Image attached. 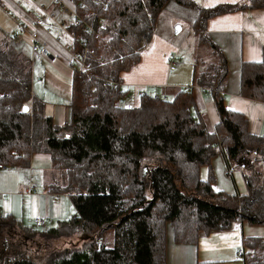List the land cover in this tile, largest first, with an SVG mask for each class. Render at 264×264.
I'll return each mask as SVG.
<instances>
[{"label": "trees", "instance_id": "1", "mask_svg": "<svg viewBox=\"0 0 264 264\" xmlns=\"http://www.w3.org/2000/svg\"><path fill=\"white\" fill-rule=\"evenodd\" d=\"M67 2L96 24L97 35L88 37L94 50L90 69L72 72L64 124H55L32 96L31 56L15 45L16 36L0 38V165L26 167L32 154H48L52 172L46 190L69 196L74 213L37 230L0 208V264H167L169 230L174 242L193 244L201 234L236 221L264 226V132L250 133L247 117L226 106L227 61L205 33L209 18L264 9V0L212 7L193 0ZM169 2L198 7L190 31L199 32L212 60L200 69L194 65V86L172 96L143 92L130 102L121 73L139 62ZM76 31L72 49L80 51L77 42L87 35ZM239 73L240 95L264 101V61H244ZM195 86L213 100L218 116L213 131L198 113ZM217 152L242 173L244 193L213 188L211 159ZM60 239L66 243L58 245ZM241 245L243 261L264 264V236L243 237Z\"/></svg>", "mask_w": 264, "mask_h": 264}, {"label": "crops", "instance_id": "2", "mask_svg": "<svg viewBox=\"0 0 264 264\" xmlns=\"http://www.w3.org/2000/svg\"><path fill=\"white\" fill-rule=\"evenodd\" d=\"M1 1L5 5V9L0 7L7 16V11L15 9L25 20H29L31 17L40 18L41 25L36 30L39 39L46 44L50 54L41 61H31L32 96L43 103L44 114L50 116L55 124H64L69 120L70 116L69 102L73 71L69 69L68 64L73 40L51 18V15L57 18H61L63 15L54 3L55 0H20L21 4L19 7H15L13 4L14 0ZM63 1L67 2V0ZM240 1L197 0L200 7H212L221 3H236ZM47 27L50 29L49 31L45 30ZM0 32V38L3 36H16L14 41L15 45L30 56V37L27 32H5L3 29H0ZM205 33L209 36L211 42L221 49L227 61L228 74L222 94L226 106L243 113L247 117L250 133L262 134L264 132V101L251 100L240 95L239 71L241 63L244 61H264V9H243L213 16L206 23ZM56 37H59L58 41ZM154 38H152L153 41L149 39L147 45L150 46L144 52V57L140 56L139 62L128 71L131 70V76L135 77H144L145 73H147L151 77L158 78V81H128L126 80L127 73L122 75L126 72L124 71L121 73V85L127 89L134 86L137 88L139 94L143 92L153 94L156 93L153 91L171 87H174V91L176 92V88L180 87L177 86L180 82L171 76L172 70L164 63L167 53L171 50L168 51L169 46H155L160 42V39L158 37L156 39ZM141 60L144 61L142 62ZM139 63L147 71L140 69L138 67ZM163 64L165 69L163 68ZM175 69L176 67L173 70ZM195 89L201 103L198 113L207 127H212L208 129L213 131L218 117L213 100L207 91H203L197 86H195ZM139 94H136V96ZM211 164L215 177L213 183L215 190H221L228 194H240L246 191L242 173L236 168L227 166L222 153L217 152L211 159ZM2 169L4 168L0 169V180H2ZM206 174L207 170L203 168L201 170V176L205 178ZM27 176L29 179L27 182H23L24 184L19 181L18 189L9 191L0 190V195L5 198L7 196L6 192H9L13 199L19 195L30 196L43 194L36 190L33 184V181L35 182L33 171L29 172ZM15 186L17 187L15 184L8 185L12 189ZM31 187L35 188V192L28 191ZM44 188L46 195L51 198V201H47L49 209L45 211V214L47 213L46 215L50 217L61 219L68 218L66 216V203H61L58 200L59 196L58 199H54L53 194L47 192L45 185ZM4 205H6V200L4 199V202H2V197H0L1 210L4 209ZM44 218L45 224L49 217L45 216ZM251 236L263 237L264 226L251 225L245 221H236L228 229L201 234L193 244H179L174 242L169 230L166 243V263H227L229 259L228 254L230 256L234 255V248H237L235 253L239 255V244L240 241L242 244L243 237ZM241 256L244 259L243 255ZM243 259L242 264H249L243 261ZM230 264L239 263L231 262Z\"/></svg>", "mask_w": 264, "mask_h": 264}, {"label": "rangeland", "instance_id": "3", "mask_svg": "<svg viewBox=\"0 0 264 264\" xmlns=\"http://www.w3.org/2000/svg\"><path fill=\"white\" fill-rule=\"evenodd\" d=\"M197 2V0H195ZM198 6V2L196 3ZM71 5V3H70ZM198 7H188L183 6L180 4H177L175 2H169L167 5L164 6L161 13L156 19L152 35L150 36V41L152 38L156 39L157 37L160 39V42L156 44L155 46H169L168 52L166 55V58L164 59V63L167 64L168 67V55L170 53H175L176 58L178 59V62L176 64V69L171 71V76L175 78L176 81L180 82L178 84L176 89L186 87V85L194 86L192 83L193 76L192 72L194 69V65L197 66V69H200L205 63L212 60V56L210 55V51L208 49V45L199 42V32H190V28L196 19L195 16L198 15ZM195 18V19H194ZM176 25H179L182 29L178 31V33H175V27ZM0 29H3L5 32H18L16 23H14L3 11L0 7ZM1 33V32H0ZM155 33V34H154ZM201 34V33H200ZM22 35V34H21ZM153 41V40H152ZM149 42V41H148ZM150 45H145L143 49L140 52V56L144 57V52L148 50V47ZM142 62L144 60H141ZM165 64V65H166ZM138 67L142 70L147 71L145 67L141 65V63L138 64ZM163 68L165 69V66L163 64ZM160 70V68H159ZM158 70V71H159ZM131 71V70H130ZM126 71L127 73L126 80L128 81H158V78L151 77L147 73H145L144 77L142 76H131V72ZM198 72V71H197ZM175 82V81H174ZM174 86V85H172ZM130 96H136V94H139L137 91V88L130 87ZM175 88H166V89H159L153 92V94L161 95V96H172V94L175 92ZM163 93H166L165 95ZM132 96V97H133ZM211 129L212 127H208ZM255 170L259 171V167L262 169V164H255ZM51 164H50V158L49 155L46 153H34L30 157V162L28 166L21 167V166H7L4 169H2L1 177L2 180H0V190H15L18 189V183L21 181L22 183L28 181L29 172L33 171V176L35 179V182L33 181V184L36 187V190L39 192H42L41 195H19L12 199V196L9 192L7 193V196L4 198L2 195V202H4V199L6 200V205L3 207L2 210L3 213H10L14 218H17L20 220V222L28 227L35 228L37 230H45L49 227L55 226L58 220L61 218L56 217H50L49 215L45 214V211L48 210V203L47 201H51L50 197L46 195V191L44 188V185L47 181H49V177L51 176ZM38 178V179H37ZM23 183V184H24ZM17 185L14 189L9 188L8 185ZM59 201L61 203H66V216L68 218L74 213V207L71 203V200L69 196L66 194H58ZM48 216L47 222H45L42 227H34V223L32 222L34 217H38L45 221L44 217ZM67 218V217H66ZM58 245H63L66 242L63 239H60L56 242ZM30 247L33 249H37V244L30 243ZM241 241L239 244V248H241ZM234 255L230 256L228 254V261L227 263H216V264H230L232 263H239L242 264V256L237 255L236 249L234 248ZM235 261V262H233Z\"/></svg>", "mask_w": 264, "mask_h": 264}, {"label": "built area", "instance_id": "4", "mask_svg": "<svg viewBox=\"0 0 264 264\" xmlns=\"http://www.w3.org/2000/svg\"><path fill=\"white\" fill-rule=\"evenodd\" d=\"M54 3L59 8V12L63 15L61 18H57L54 15H51V18L56 22V24L71 37V39L76 41V28L79 27L80 32L86 34L87 37H81L78 40V45L80 47V51H74L71 48V52L69 55V64L68 67L71 71L78 72H86L90 69V62L88 60V56L92 55L94 50L90 46L89 38L92 35H97L96 24L84 21L75 11L74 7L70 5L69 2H64L63 0H55ZM13 4L15 7H19L21 2L20 0H14ZM83 3H79V6H82ZM0 6L5 9L4 4H0ZM8 16L16 23L17 30L19 33L27 32L30 37V56L32 61H41L42 59L48 57L50 51L46 44L42 42L38 37L37 28L41 25V20L39 17H31L29 20L23 19L15 9H11L7 11ZM99 23H102L99 20ZM46 31L50 29L45 28ZM82 34V35H83ZM56 40H59V37H56ZM178 62V59L175 56V53H170L168 55V68L173 70ZM127 100L130 102H134V98L132 96H127ZM2 168V165H0ZM29 192H35V188L31 187L28 189ZM54 199H58L57 194H53ZM35 226H41L44 224V221L38 217H35L34 220ZM96 245L100 244L99 239L95 238ZM238 254L242 255L243 250L240 248L238 250Z\"/></svg>", "mask_w": 264, "mask_h": 264}, {"label": "water", "instance_id": "5", "mask_svg": "<svg viewBox=\"0 0 264 264\" xmlns=\"http://www.w3.org/2000/svg\"><path fill=\"white\" fill-rule=\"evenodd\" d=\"M181 30V27L179 26V25H176V27H175V33H178V31H180ZM28 110V107L27 106H24L23 107V111H27Z\"/></svg>", "mask_w": 264, "mask_h": 264}]
</instances>
